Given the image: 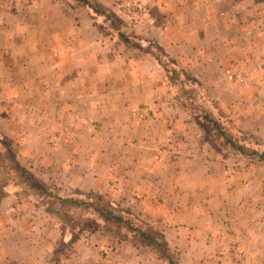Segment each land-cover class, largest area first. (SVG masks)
<instances>
[{
  "label": "crops",
  "instance_id": "0c3cea01",
  "mask_svg": "<svg viewBox=\"0 0 264 264\" xmlns=\"http://www.w3.org/2000/svg\"><path fill=\"white\" fill-rule=\"evenodd\" d=\"M97 1L120 17L118 0ZM145 2L147 21L160 29L150 36L142 30L139 43L131 44L121 39L123 32L110 31L112 19L100 17L95 5L0 0V72L12 75L11 119L25 125L22 147L37 153L49 174L62 168L75 187L130 202L131 211L179 245L184 264H264V160L220 159L201 131L179 128L177 122L187 119L178 112L179 96L170 94L166 70L145 44L156 41L148 43L167 53L177 48L185 61L192 50L199 53L198 69L212 72L197 83L218 91L216 77L227 64L264 73V0H196L193 7L188 0ZM34 87L40 97L32 102ZM239 96L222 90L215 99H229L232 116L238 109L236 117L264 140V82L260 95L243 98V112ZM31 102L45 112H32ZM67 119L74 124L70 136L60 128ZM71 136L74 144L62 143ZM102 136L107 140L96 139ZM53 140L60 144H45ZM49 229L9 258L8 247H1L0 264L62 262L52 253L59 233ZM14 233L4 237L11 246ZM96 247L85 238L74 242L75 264H127L123 248L110 260ZM140 260L131 257V264Z\"/></svg>",
  "mask_w": 264,
  "mask_h": 264
},
{
  "label": "rangeland",
  "instance_id": "374dc122",
  "mask_svg": "<svg viewBox=\"0 0 264 264\" xmlns=\"http://www.w3.org/2000/svg\"><path fill=\"white\" fill-rule=\"evenodd\" d=\"M75 2L82 5H95L94 7L97 9L96 13L100 17L112 19L113 24L108 26L110 31L116 33L118 36L119 34L121 35L120 32H123L125 36H121V39L125 40L124 37H126L131 44L139 43V38L137 37L142 30L147 31L150 36L158 28L160 29L156 24L150 25L149 21H147L149 6L145 0H118L119 18H116L115 13L111 9L106 11L97 0H75ZM188 4L192 5L190 7L197 6L196 0H188ZM146 23L148 26H146ZM120 26L122 30L118 29ZM148 42L156 45V41L148 40ZM148 42L146 41L145 43L146 47L148 49L152 48V51L156 52L157 59L166 70L172 92H174L170 94L176 99V96H179L178 100H176L177 102L179 101L177 103L180 106V111L178 110L179 114L184 113V116H187V119L182 122L178 121L177 126L179 128L186 127L190 133L201 131L203 133L202 140L217 149L220 159L226 158L235 161H252L256 159L257 156L254 154L239 153L238 151H234L231 146L222 144V138L215 137L212 134V131H215L210 124L208 126L206 121H204V116L209 115L211 118L220 121L225 132L230 134L232 141L243 145L245 151L250 152L264 148L263 138L246 124L243 116L236 117L238 109L233 116L229 112V99L222 100V103H218L215 99L219 91H227L229 94L231 91H236L240 95L239 111L243 112L247 110V103L245 107L242 100L245 97L253 99L254 96L260 95L264 82V73L258 72L255 69L246 72L236 64H227L223 68L224 72L221 78L219 76L216 77L220 79L219 82L221 81L219 85L220 90L215 91L211 86L201 88L197 83L200 80L199 76L202 77L203 72L210 74L212 71L205 72L198 69L199 65L197 64L202 58L199 53L196 54L192 50L189 55L187 52L188 58L185 61L182 59L184 57L180 56L177 48L169 51V53L166 51L161 52L160 50L162 49L160 47ZM10 76L12 75L7 74L6 71L0 72V250L3 246L8 247L5 258H9L10 252L14 251L15 247L20 246L24 248L28 246L25 242L39 239L44 228H51L49 232L54 233V230H56L60 236V239L56 241L57 244L53 245L54 249H52L55 257L60 256L62 258V262L60 261L58 264H75L77 262L74 255V242L76 243L81 238H85L88 242H92L97 246L96 248L100 252L101 257H107L106 259H115L118 257L117 251L123 248V250L127 251H123L126 255L122 254L127 257V264H131V257L134 260L141 259L139 264H169L168 258L164 255L161 247L156 244L153 237L159 242L167 244V256H170L177 264H184L181 261L183 254L179 245L175 243L173 245L171 242L169 244L160 227L156 228L153 225L150 227L149 223L151 224V222L147 216H141L136 211H131L130 202H121L115 199L106 201L97 192H93L90 189L86 190L85 187H75L72 178H69V174H66L68 172L65 171L66 173L62 174L61 168L60 173L57 170L54 172V175L49 174L48 170H43L44 167H41L40 163L35 159L38 156L37 153H25L26 151L22 147L24 146L22 139L23 126L25 125L22 121L11 119V114L14 110L9 104L11 102L9 97L14 89L10 85L13 82ZM15 77L22 78V74L16 73ZM222 83L224 86H222ZM32 84L34 85L35 83L32 82ZM222 87L223 89H221ZM20 91H22V88ZM32 91L34 92L32 102L33 100L39 101V88L34 87ZM14 96L12 95V98ZM32 102L28 104L31 111L42 115L47 107L42 106L38 102L32 105ZM175 104L176 102L172 103V106H175ZM166 110L170 109H164V111ZM172 110L175 109L172 108ZM12 122L14 127L12 126ZM64 122L68 123H62L60 128H62L63 132L67 130L66 135H69L70 128L72 127L74 130V124L70 123L68 119ZM105 138L102 136V138L96 139H104L106 141L107 139ZM195 141H199V139H195ZM46 143L60 144L59 141L56 142L55 140ZM62 143L74 144V136L66 137ZM64 147L61 145V148ZM10 150L14 151V157L11 156ZM211 156H214V153ZM14 161H17L19 167H23L25 171H29L43 187H40L39 184L33 186L32 181L28 180V176L22 174L21 170L17 166H14ZM57 162L60 164V161ZM67 198L90 199L97 206H105V212H116L126 217V221L143 228L151 238H142L128 231L126 221L118 225L114 221L105 222L94 209L84 204L74 205L68 200L64 201ZM15 229L17 230L16 234L14 233ZM22 230L25 235L22 234ZM9 233L15 234V240L11 238V242L15 243L12 246L7 241H4V237ZM94 238L95 240L93 241ZM171 239L175 240L173 237ZM120 242L122 245L119 244ZM175 242L179 243L178 241ZM123 245H126V248Z\"/></svg>",
  "mask_w": 264,
  "mask_h": 264
},
{
  "label": "trees",
  "instance_id": "16d2710c",
  "mask_svg": "<svg viewBox=\"0 0 264 264\" xmlns=\"http://www.w3.org/2000/svg\"><path fill=\"white\" fill-rule=\"evenodd\" d=\"M204 121H206V123L211 125V127L214 129L215 132L212 131V134L215 136V137H221L222 138V144L224 145H229L231 146V148L234 150V151H238L239 153H244L246 152L247 154H254L257 156L256 159L252 160V161H262L264 160V149L263 150H260V151H257V150H252L250 152H247L243 149V145H239V144H236L234 141H232V138L230 136V134H228L227 132H225V129L224 127L221 125V122L214 119V118H211L209 115H205L204 116ZM211 128V129H212ZM10 153L11 156L14 157V151H11L10 150ZM14 166H17L18 169L21 170L22 174L28 176V180H31L32 181V185L34 186L35 184H39L40 187H43L42 184H40L34 177L33 175L29 172V171H25L23 167H19L18 164H17V161H14ZM70 201L71 203H73L74 205H77V204H84L85 206H88L92 209H94L97 213H98V216L102 218L103 221L105 222H108V221H114L116 225L118 224H121L122 222L126 221V217L116 213V212H105L106 209H105V206L102 207V206H97L95 203L92 202V200H84V199H78V198H67L65 199L64 201ZM105 209V210H104ZM127 222V230L132 232V233H135V235H138L142 238H151L150 235H147L146 231L143 230V228H140V226H136L134 224H132V222ZM109 226V224H108ZM107 228V227H106ZM126 237V236H124ZM132 237V236H131ZM154 241L156 242V244L158 246L161 247L162 251L164 252V255H166V257L168 258V262L169 264H177V262L173 261L171 259L170 256H167V250H168V247L167 245L165 244V242H159L158 240H156L154 237H153Z\"/></svg>",
  "mask_w": 264,
  "mask_h": 264
}]
</instances>
